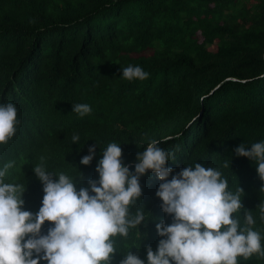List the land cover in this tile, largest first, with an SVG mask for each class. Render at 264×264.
Here are the masks:
<instances>
[{
  "label": "trees",
  "instance_id": "trees-1",
  "mask_svg": "<svg viewBox=\"0 0 264 264\" xmlns=\"http://www.w3.org/2000/svg\"><path fill=\"white\" fill-rule=\"evenodd\" d=\"M144 50L150 53L132 55ZM129 64L149 78L123 79ZM263 89L264 0H0V103L15 104L21 121L0 145V168L15 161L5 182L25 184L23 207L33 213L44 195L33 172L41 156L48 171L81 173L79 189L99 179L95 169L110 142L120 144L134 172L137 152L156 139L175 153L168 179L187 165L231 162L223 169L229 186L243 188L242 204L264 235L257 207L264 181L252 159L234 152L241 143L264 141ZM77 103L92 112L78 116ZM74 133L79 143L71 142ZM97 143L91 164H81ZM148 173L140 184L149 191L137 202L148 220L126 242L145 261L147 246L156 250L162 239L156 224L172 221L155 195L161 181ZM51 226L46 221L42 234ZM121 259L118 252L112 264Z\"/></svg>",
  "mask_w": 264,
  "mask_h": 264
},
{
  "label": "clouds",
  "instance_id": "clouds-1",
  "mask_svg": "<svg viewBox=\"0 0 264 264\" xmlns=\"http://www.w3.org/2000/svg\"><path fill=\"white\" fill-rule=\"evenodd\" d=\"M149 76L139 65L122 69V78L128 81ZM72 111L84 117L92 108L77 103ZM20 123L16 105L0 103V145L9 143ZM71 142L79 143L80 135L74 133ZM160 143L152 139L137 152L133 172L123 162L120 144L110 142L95 169L99 179H89L79 189L76 184L81 173L74 177L65 171H48L46 158L41 156L33 172L44 195L35 213L23 207L25 184L5 182L15 161L5 162L0 168V264H112L118 252L123 253L119 264H240V259L248 261L253 256L264 260V235L255 230L256 219L242 204L244 190L239 186L233 190L223 172L231 162L224 160L219 167L187 165L168 179L174 169L167 162H175L176 157ZM97 145L89 146L81 164H91ZM234 152L252 159L264 181V141L252 143L250 148L241 143ZM149 170L161 181L155 195L172 221L161 219L156 224L162 239L155 251L147 246L145 261L131 251L135 244L126 242L130 231L148 220L144 206L138 207L137 202L143 192L140 178ZM260 191L264 192V186ZM257 207L259 219L264 221V201ZM46 221L52 226L42 234ZM117 238L124 242L123 247Z\"/></svg>",
  "mask_w": 264,
  "mask_h": 264
},
{
  "label": "bare ground",
  "instance_id": "bare-ground-1",
  "mask_svg": "<svg viewBox=\"0 0 264 264\" xmlns=\"http://www.w3.org/2000/svg\"><path fill=\"white\" fill-rule=\"evenodd\" d=\"M63 3V2H62ZM96 17V16H95ZM94 19V18H93ZM92 19V20H93ZM118 28H120V27H118ZM123 29V28H122ZM116 31H117V29H116ZM113 32V31H112ZM115 33V32H114ZM40 53V52H39ZM42 53V52H41ZM182 69V67L180 68V70ZM183 70H184V68H183ZM179 71V70H178ZM182 71V70H181ZM181 71H179L178 73H180ZM177 72V71H176ZM183 72V71H182ZM182 72H181V74H182ZM184 72H185V70H184ZM183 72V73H184ZM186 72H188V70L186 69ZM179 76V74H177V77ZM175 81V80H174ZM264 90V89H263ZM218 93V92H217ZM43 98V97H42ZM213 98H214V96H213ZM261 98V97H260ZM264 99V98H263ZM42 100V99H41ZM216 106V105H215ZM218 106V105H217ZM38 108V107H37ZM41 108V107H40ZM214 108V107H213ZM22 110V109H21ZM141 119V118H140ZM134 124V123H133ZM122 125H123V123H122ZM130 125V124H129ZM126 127V126H125ZM129 129H130V127H128ZM127 128V129H128ZM131 130V129H130ZM129 130V131H130ZM133 131V130H132ZM131 132V131H130ZM115 134V133H114ZM134 134V133H133ZM191 135V134H190ZM122 140V139H121ZM193 140V139H192ZM174 150V149H173ZM181 156V155H180ZM172 161V160H171ZM174 162V161H173ZM177 162V161H176ZM168 163H169V161H168ZM169 164H171V163H169ZM173 165V164H172ZM172 167V166H171ZM173 167H175V166H173ZM134 169V168H133ZM175 171V170H174ZM149 174V173H148ZM151 174V173H150ZM148 176V175H147ZM78 181V180H77ZM77 186V185H76ZM142 190H143V192H142V194L143 193H146V192H148L149 190L143 185L142 186ZM23 198V197H22ZM24 199V198H23ZM154 250V249H153ZM155 251V250H154Z\"/></svg>",
  "mask_w": 264,
  "mask_h": 264
},
{
  "label": "rangeland",
  "instance_id": "rangeland-1",
  "mask_svg": "<svg viewBox=\"0 0 264 264\" xmlns=\"http://www.w3.org/2000/svg\"><path fill=\"white\" fill-rule=\"evenodd\" d=\"M213 46L214 45H211V47H213ZM148 53H150L149 50H144V51L139 52V53H132V55L137 56V55H145V54H148Z\"/></svg>",
  "mask_w": 264,
  "mask_h": 264
}]
</instances>
